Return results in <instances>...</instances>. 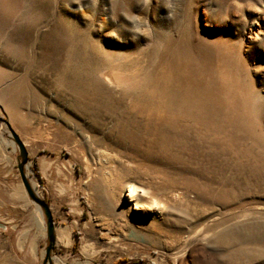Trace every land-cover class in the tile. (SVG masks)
Returning <instances> with one entry per match:
<instances>
[{
	"label": "rangeland",
	"instance_id": "374dc122",
	"mask_svg": "<svg viewBox=\"0 0 264 264\" xmlns=\"http://www.w3.org/2000/svg\"><path fill=\"white\" fill-rule=\"evenodd\" d=\"M6 90L51 161L24 168L46 264H264V0H0ZM23 190L0 264L45 259Z\"/></svg>",
	"mask_w": 264,
	"mask_h": 264
},
{
	"label": "crops",
	"instance_id": "0c3cea01",
	"mask_svg": "<svg viewBox=\"0 0 264 264\" xmlns=\"http://www.w3.org/2000/svg\"><path fill=\"white\" fill-rule=\"evenodd\" d=\"M0 96V118L3 119L10 129L16 134L24 145L27 157L35 161L36 171L43 179L40 165H51V161L38 156L43 150L41 144L43 131L40 125L33 126V118L26 110L24 101L20 94L9 93L8 90L1 92ZM33 120V121H32ZM18 150L12 141L10 134L3 123H0V208L8 205L21 207L25 206V196L20 176L17 170ZM52 167L58 171L56 161ZM58 176V172H57ZM19 214V213H18ZM34 225L36 217L33 218Z\"/></svg>",
	"mask_w": 264,
	"mask_h": 264
},
{
	"label": "water",
	"instance_id": "95a60500",
	"mask_svg": "<svg viewBox=\"0 0 264 264\" xmlns=\"http://www.w3.org/2000/svg\"><path fill=\"white\" fill-rule=\"evenodd\" d=\"M0 123H3L6 126L13 142L17 146L18 154H19V162L17 164V170H18V173L20 176L21 183H22L28 197L31 199V201L34 204H36L40 209H42L43 214L45 216L46 236H47V240H48V245L45 248V259H44L42 264H46V262H48L49 252L53 248L54 241H55V233H54V225H53V221H52V216H51V213L49 211L48 204L44 200L36 197L32 188L30 187V184L28 183V180L26 179V177L24 175V168H25V165L28 161L27 152H26L24 145L18 139L16 134L10 129L8 124L1 118H0Z\"/></svg>",
	"mask_w": 264,
	"mask_h": 264
},
{
	"label": "bare ground",
	"instance_id": "6f19581e",
	"mask_svg": "<svg viewBox=\"0 0 264 264\" xmlns=\"http://www.w3.org/2000/svg\"><path fill=\"white\" fill-rule=\"evenodd\" d=\"M126 188L128 189L127 198H128V201L132 203V205H133L132 208L135 210L141 209L143 207V200H144V197L146 195V192L144 191V189H142L140 187H136L132 184L127 185ZM118 195H119V193L117 194V196ZM114 200H115V202H117V198H114ZM148 206L151 208H156L158 206V203L156 200L151 199ZM116 210L120 212L122 209L116 208ZM40 224L42 225L41 221H38L39 226H40ZM59 234L61 237H65V238L67 237L66 230H61ZM55 238H56V236H55Z\"/></svg>",
	"mask_w": 264,
	"mask_h": 264
},
{
	"label": "trees",
	"instance_id": "16d2710c",
	"mask_svg": "<svg viewBox=\"0 0 264 264\" xmlns=\"http://www.w3.org/2000/svg\"><path fill=\"white\" fill-rule=\"evenodd\" d=\"M36 175H37V178H38V180H40V178H39L38 174H36Z\"/></svg>",
	"mask_w": 264,
	"mask_h": 264
}]
</instances>
